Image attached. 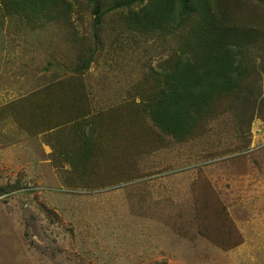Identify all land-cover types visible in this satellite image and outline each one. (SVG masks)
Here are the masks:
<instances>
[{
  "label": "rangeland",
  "instance_id": "1",
  "mask_svg": "<svg viewBox=\"0 0 264 264\" xmlns=\"http://www.w3.org/2000/svg\"><path fill=\"white\" fill-rule=\"evenodd\" d=\"M240 1L257 97L225 98L179 140L148 100L178 50L177 2L141 29L153 0L102 1L100 24L97 1L24 21L0 0V264H264V4ZM65 78L84 84L74 122L51 107Z\"/></svg>",
  "mask_w": 264,
  "mask_h": 264
},
{
  "label": "trees",
  "instance_id": "2",
  "mask_svg": "<svg viewBox=\"0 0 264 264\" xmlns=\"http://www.w3.org/2000/svg\"><path fill=\"white\" fill-rule=\"evenodd\" d=\"M91 1H97L96 24H100L102 1L105 0ZM258 1L264 4V0ZM175 2L179 8L178 50L166 63L173 64L164 66L161 73H156L157 84L148 94V100L156 125L167 135L173 134L179 140H187L197 126L205 125L208 116L217 114L221 101L225 98L234 102L237 99L246 101L247 97H257V68L253 53L259 51L257 42H260V38L250 29H238L235 13L240 12V0H221V4L226 3L227 8L222 11L223 14L216 11V16L211 15L207 0H153V4L148 5L147 9L157 12L158 8L160 13H156L151 20L147 15L144 24L140 22L137 13L134 22L141 25V29L143 25L145 28L151 27L153 22L156 23L155 20L166 22L162 21V16L168 10L171 11L169 6H174ZM65 4V0H2V12L24 21L35 18L45 20L56 15ZM128 4L130 8L132 1ZM247 4L248 1L244 3L245 6ZM121 6L114 4L110 8L114 12L120 10ZM254 44L256 47L252 49ZM81 56L82 51L78 55V61L84 60L79 58ZM89 66L88 63L86 67H81L77 73L79 77ZM71 79L65 78L55 86L56 90L60 87L64 91L65 95L62 97L69 99L62 98L60 104L52 103L51 107L57 108L62 117L69 108L73 112L75 109L74 122L80 115L83 117V111L72 102V96L76 97L84 90V84L82 79Z\"/></svg>",
  "mask_w": 264,
  "mask_h": 264
}]
</instances>
